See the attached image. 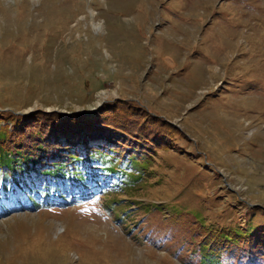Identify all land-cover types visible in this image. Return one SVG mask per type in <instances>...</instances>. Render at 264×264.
<instances>
[{"label":"rangeland","instance_id":"rangeland-1","mask_svg":"<svg viewBox=\"0 0 264 264\" xmlns=\"http://www.w3.org/2000/svg\"><path fill=\"white\" fill-rule=\"evenodd\" d=\"M119 99L186 138L121 190L9 207L0 264H198L222 224L221 264H264V0H0L3 111Z\"/></svg>","mask_w":264,"mask_h":264},{"label":"trees","instance_id":"trees-1","mask_svg":"<svg viewBox=\"0 0 264 264\" xmlns=\"http://www.w3.org/2000/svg\"><path fill=\"white\" fill-rule=\"evenodd\" d=\"M163 118L120 99L82 112L34 109L21 114L0 107V216L20 200L27 205H35L37 198L73 202L99 182L119 190L131 185L145 173L152 151L168 147L163 137L186 138ZM231 233L224 224L208 230L198 264H221L224 255H232L239 243Z\"/></svg>","mask_w":264,"mask_h":264},{"label":"water","instance_id":"water-1","mask_svg":"<svg viewBox=\"0 0 264 264\" xmlns=\"http://www.w3.org/2000/svg\"><path fill=\"white\" fill-rule=\"evenodd\" d=\"M99 105V104H98ZM45 111H49V110H45ZM61 113H63V112H61Z\"/></svg>","mask_w":264,"mask_h":264}]
</instances>
